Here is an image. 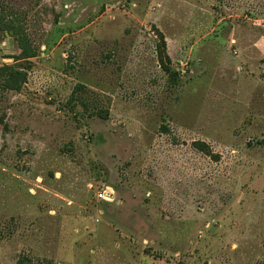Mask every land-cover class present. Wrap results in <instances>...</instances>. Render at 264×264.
Instances as JSON below:
<instances>
[{"label":"rangeland","instance_id":"374dc122","mask_svg":"<svg viewBox=\"0 0 264 264\" xmlns=\"http://www.w3.org/2000/svg\"><path fill=\"white\" fill-rule=\"evenodd\" d=\"M0 3V264H264V0Z\"/></svg>","mask_w":264,"mask_h":264},{"label":"trees","instance_id":"16d2710c","mask_svg":"<svg viewBox=\"0 0 264 264\" xmlns=\"http://www.w3.org/2000/svg\"><path fill=\"white\" fill-rule=\"evenodd\" d=\"M1 4V3H0ZM0 13H1V5H0ZM3 25H1V19H0V30L5 31L6 28ZM12 35H17L13 33ZM26 41L19 40V45L22 50L21 53V59H29L34 58L36 54L34 53L33 49L30 47H27L25 45ZM160 60L163 62L166 71H169V66H166L164 63L167 61L170 62V58L166 53H163L160 55ZM5 77L4 80V88L9 91H20L22 87L27 83L28 79V73L25 69H19L15 66L11 65H5L3 67H0V78ZM204 146V145H202ZM202 148V147H201ZM204 150V149H201Z\"/></svg>","mask_w":264,"mask_h":264},{"label":"built area","instance_id":"2783aa9c","mask_svg":"<svg viewBox=\"0 0 264 264\" xmlns=\"http://www.w3.org/2000/svg\"><path fill=\"white\" fill-rule=\"evenodd\" d=\"M102 200H105V201H112L113 197L111 195H107V194H104V195H100L99 196Z\"/></svg>","mask_w":264,"mask_h":264}]
</instances>
